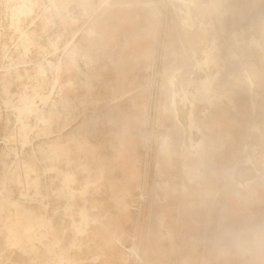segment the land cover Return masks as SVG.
<instances>
[{
    "label": "rangeland",
    "instance_id": "374dc122",
    "mask_svg": "<svg viewBox=\"0 0 264 264\" xmlns=\"http://www.w3.org/2000/svg\"><path fill=\"white\" fill-rule=\"evenodd\" d=\"M194 1L0 0V264H172L237 188L264 215V0Z\"/></svg>",
    "mask_w": 264,
    "mask_h": 264
},
{
    "label": "crops",
    "instance_id": "0c3cea01",
    "mask_svg": "<svg viewBox=\"0 0 264 264\" xmlns=\"http://www.w3.org/2000/svg\"><path fill=\"white\" fill-rule=\"evenodd\" d=\"M90 31L97 33L93 28ZM193 32L195 34V30ZM193 32L191 31L192 34ZM205 41L207 40L204 39V43ZM71 176L69 175L68 178ZM91 183V180L87 182L83 192H87L86 189ZM237 189L241 191L230 193L235 197L230 202L228 201L226 209L223 210L224 213L216 214V219L211 220L208 213L209 218L187 221L184 225L180 224L179 220L177 221L176 234L178 240L176 243L171 242V247L174 250L172 264H264V218L261 217L264 215L260 216L258 202L244 201L242 195L247 194V192H244L242 188ZM82 212H84L83 222L88 226L91 222H98V219H94L87 210ZM171 226L172 231L170 229L167 231L169 241L171 235L175 238L174 222ZM180 226L187 227L183 237L180 236ZM112 241L121 243V238L114 234ZM174 245L177 248L176 260ZM132 254L137 255L135 251ZM58 257H60L59 263L62 262V264L77 262L75 259L70 260L64 255ZM98 257L97 255L94 259L96 260ZM139 259L140 262H143V255L140 253ZM144 260L145 264H152L151 262L147 263L145 258Z\"/></svg>",
    "mask_w": 264,
    "mask_h": 264
},
{
    "label": "bare ground",
    "instance_id": "6f19581e",
    "mask_svg": "<svg viewBox=\"0 0 264 264\" xmlns=\"http://www.w3.org/2000/svg\"><path fill=\"white\" fill-rule=\"evenodd\" d=\"M192 1H194V0H192ZM204 1V0H203ZM203 1H201V0H195L194 2H192V3H195L197 6L198 5H204V3H202ZM208 1V0H207ZM218 2V1H216V0H212L211 2ZM213 4V3H212ZM210 5V4H209ZM206 6V5H205ZM208 6V5H207ZM214 6V5H213ZM212 6V7H213ZM209 7H211V6H209ZM203 8V7H202ZM206 8H208V7H206ZM195 9V8H194ZM205 9V8H204ZM209 9V8H208ZM213 9V8H212ZM198 10H200L201 11V9H198ZM210 11H212V10H210ZM201 15V14H200ZM204 28H202V27H198V29H195V34H194V30L192 31L193 32V34L191 33V32H189V34H190V36H191V40H192V38H194L193 40L194 41H192V42H194V43H192L194 46H198V44L200 43V42H202V39H203V37L205 36L204 35V33H206V31L207 30H203ZM188 33V32H187ZM186 33V35H189V34H187ZM184 37H185V35H184ZM186 39V38H185ZM204 40V39H203ZM206 40V39H205ZM190 42V41H189ZM188 42V43H189ZM204 42V41H203ZM206 42V41H205ZM187 42H186V44H188ZM189 44H191V43H189ZM200 45V44H199ZM205 45V44H204ZM192 49V48H191ZM195 49V48H194ZM199 50V49H198ZM259 57V56H258ZM245 64V63H244ZM247 64V63H246ZM247 67H248V69H249V65L247 64ZM254 68V67H253ZM258 70V69H257ZM187 72V71H186ZM259 72V71H258ZM255 73V72H254ZM251 75V74H250ZM254 77V76H253ZM43 98H45V97H42V100H43V102L44 103H46L47 102V100H44ZM29 99V98H28ZM185 110V109H184ZM24 112H27L28 114H36V116L38 117V119L42 122V123H44V124H47V120H46V117H45V115H44V110L43 109H40L39 107H38V105L36 104V101H35V98H32L31 100H28V101H26L25 102V104H24V107L20 110V114L22 115ZM49 119V118H48ZM28 126V124H23V128L25 129L26 127ZM24 140L25 141H27V136L24 138ZM56 169V168H55ZM34 219V218H33ZM32 219V220H33ZM35 220V219H34ZM36 225H35V222L34 221H31L30 223H28L27 224V227H26V230L27 231H31V230H33L34 229V227H35ZM40 226H42V227H46L47 226V224H46V222H42L41 224H40ZM60 258V257H59ZM65 262V261H64ZM61 264H62V262H60ZM60 263H58V264H60Z\"/></svg>",
    "mask_w": 264,
    "mask_h": 264
}]
</instances>
